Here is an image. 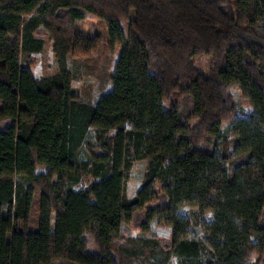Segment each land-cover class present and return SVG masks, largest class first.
<instances>
[{"label": "trees", "instance_id": "16d2710c", "mask_svg": "<svg viewBox=\"0 0 264 264\" xmlns=\"http://www.w3.org/2000/svg\"><path fill=\"white\" fill-rule=\"evenodd\" d=\"M89 15L106 23L110 49L123 46L96 104L74 93L69 67L99 46L77 26ZM43 33L59 68L36 78ZM233 84L254 107L247 118L234 117ZM154 218L170 241L124 233H147ZM139 257L264 264V0H0V264Z\"/></svg>", "mask_w": 264, "mask_h": 264}, {"label": "rangeland", "instance_id": "374dc122", "mask_svg": "<svg viewBox=\"0 0 264 264\" xmlns=\"http://www.w3.org/2000/svg\"><path fill=\"white\" fill-rule=\"evenodd\" d=\"M82 31L91 35L92 37L100 36L99 46L92 53L90 57L85 55H70L69 67L73 72V90L82 100H86L91 103H98L99 99L112 90L113 84L105 75L112 74L115 70L116 62L122 51L123 46L116 44L113 48L107 46V25L101 18L95 15H89L86 19L79 21L78 25ZM122 26L126 34L128 33L127 22H122ZM46 39V47L42 53H35L32 55L33 73L36 78H41L47 75H54L58 72V61L53 50V41L49 35L43 33ZM213 64V58L211 55H203L196 59V65L204 72L208 73L211 65ZM231 91L235 99L236 113L234 117L247 118L254 112V107L243 96L240 86L233 84ZM228 123L224 126V130L228 131L230 128ZM148 160H138L134 163L131 170L130 178L127 183V194L129 198L136 196L139 189L142 187L145 180V174L147 172ZM48 169L45 166H41L37 169V173L46 172ZM95 181L92 177H85L76 186L79 190H86ZM190 211H198L197 208L186 206L181 209V212L189 215ZM206 220L211 221L213 219V213L208 212L205 214ZM150 230L147 233L135 226V224L128 225L124 228L126 236L138 237H153L156 236L163 241H170L172 234V227L164 225L154 218L150 222ZM198 237H202L203 233L200 229H194ZM255 240V239H254ZM257 259V255L252 256V262ZM59 264V263H58ZM133 264H161L160 260H155L149 257H139ZM165 264H179L176 257H172Z\"/></svg>", "mask_w": 264, "mask_h": 264}]
</instances>
